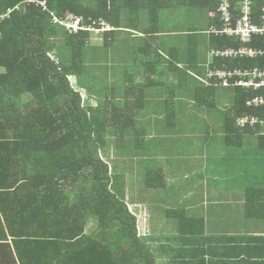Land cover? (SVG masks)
I'll return each mask as SVG.
<instances>
[{
  "label": "trees",
  "instance_id": "16d2710c",
  "mask_svg": "<svg viewBox=\"0 0 264 264\" xmlns=\"http://www.w3.org/2000/svg\"><path fill=\"white\" fill-rule=\"evenodd\" d=\"M39 2L41 0H0V13L11 10L9 17L0 23V150L13 149L5 160L0 155V198L13 189H23L19 197L22 210L15 217H8L4 205L1 208L5 216L0 217V232L3 231L0 244L15 246L21 264H264V233L204 235V219L189 214L186 201H181V192L174 187L178 196L172 207L165 208L166 216L160 212L148 216L144 198L137 196L140 186L135 188L132 182H124L116 174L113 162L99 156L105 149L102 144L115 146L113 140L105 141L95 128L104 129L103 132L109 128L110 132L112 126L116 132L126 127L134 133L140 126L136 119L147 114L154 118L156 127L168 130L173 125L174 105L166 98L167 88L169 98L175 99L177 88L188 91V97L182 100L193 99L198 105L201 104L199 99L214 87L203 84L199 94L198 87H191L186 77L191 73L178 66V53L165 49L169 65H160L159 49L146 50L142 43L137 46L136 39L130 42L125 34L120 36V31L141 28V33L157 34L160 31L152 26L157 25L162 9L186 4L210 11L216 10L218 0H44V9ZM263 3L264 0H254L255 21H261ZM70 15L81 18L76 31L59 22ZM141 15L146 20L143 21ZM54 17L58 22H54ZM103 26L106 28L102 29ZM89 28L102 33L104 46L112 43L110 49L113 48L115 54L109 55L111 59L116 58L115 62L109 60L100 67L94 76L96 82L90 87L94 100L83 97L84 89L77 90L69 83L70 75H86L91 71V58L101 60L99 51L89 54L95 47L89 44L92 38ZM51 38L60 40L57 42L64 51L57 50L56 59L49 56L57 47ZM120 45L138 54L139 69L136 73L123 72L125 77L117 74V79H121L118 83L112 69L125 61ZM251 45L264 49V36H254ZM210 46L222 48L238 46V43L225 35L210 34ZM188 61L192 64L189 58ZM222 63L215 59L209 66L221 67ZM228 66H264V57L246 61L234 59ZM195 67L198 68L197 63ZM179 71L184 72L183 76L179 77ZM164 72L175 79L171 83L164 82L161 78ZM111 76L114 81L110 84L118 95L115 100L107 92L101 93L110 85L107 81ZM233 89L234 102L232 110L225 114L224 125L226 133L238 134L237 140L231 142L236 144L242 135L252 130H242L235 124L239 115L264 118V106L245 105L248 97L264 93V89ZM95 90L100 92L97 99ZM27 95L32 99H26ZM90 95L87 96L91 98ZM99 97L105 98V103L112 101V117L109 112L103 114ZM83 102L95 106L101 116L92 115L88 110L92 107H85ZM110 118L113 122L109 123ZM194 127V122H187L178 129L193 130ZM192 135L193 131L182 139L184 143L173 145L172 151L181 154L190 146ZM137 138L140 140L138 158L130 173L149 194L165 195L168 183L165 173L156 159L147 156V149L140 137ZM88 143L94 149H89ZM257 145L264 148V134H259ZM12 156L16 160H11ZM253 192L258 191L247 190L244 219L246 224L259 222L263 229L264 190L258 192L260 201L251 196ZM67 196L75 200L67 201ZM126 197L132 206H139L143 221L160 219L167 227H173L174 223L186 232L171 237L165 234L163 238L159 237L162 233L151 236L142 230L139 234V217L129 207ZM49 199L53 201L48 202ZM89 220L96 223V228L86 233ZM4 225L12 234L10 242ZM34 250L36 256L32 255Z\"/></svg>",
  "mask_w": 264,
  "mask_h": 264
},
{
  "label": "crops",
  "instance_id": "0c3cea01",
  "mask_svg": "<svg viewBox=\"0 0 264 264\" xmlns=\"http://www.w3.org/2000/svg\"><path fill=\"white\" fill-rule=\"evenodd\" d=\"M152 27L157 28V25ZM158 30L161 29L159 28ZM187 32L189 33L193 31L190 30ZM189 35L191 36L192 34L189 33ZM168 36H170V33H164L161 31L157 34L141 32L140 35H136L134 33L125 34L128 41L131 42L136 39L135 42L138 43L137 46L142 43L146 50H154L155 48L159 49L161 53L160 65L166 63L167 61L168 52H166L165 49L173 51V53H178V51L183 49H189L188 55L186 56L184 53L183 58L185 57L187 60L189 58L191 62L192 58L194 61L197 60L195 41H193L191 45L187 46V40L186 42L183 39L172 40L169 39ZM208 39L210 43V36H208ZM210 62L211 58L208 53L207 57L203 58L201 61L198 59V61L192 62V65L196 66L197 63L199 67L201 65L205 66ZM135 79L136 81H139V79ZM190 86L192 87L194 85L191 83ZM197 87L200 92L199 94H201L202 84L197 85ZM214 88L216 87H213V89ZM222 88L233 89L234 87ZM241 88L245 91L251 90L243 87ZM213 89L208 92L207 96L205 94L204 97L199 99L201 104L198 105H196V102L193 99L185 101L179 99L176 94L175 100H177V105H174L173 111V120L175 119L176 121L175 124L167 128L168 130L156 127L153 123L155 121L150 115L146 114L143 117L136 119L139 121L140 125V128L136 131H139L140 133L138 136L140 137L144 147L147 149V156H149L150 159H156L159 162V165L165 173V178L168 182L165 187V189H168V192L164 190L165 195L163 194L161 205L156 208H149L148 205L146 206L148 216H155V214H159L156 212H160L161 215L164 214L166 216L165 208L172 207L175 202V198L178 196L177 192L173 190L174 187L178 188L181 192V201H186L184 204L186 205L189 214L196 215L204 219V235L248 236L260 233L263 234L264 225L262 229L259 222L246 224L244 219L246 212L245 201L247 198V190L256 189L258 192H260L261 189L264 190V173L260 172L256 174V171L261 170V168H257V164L260 162L262 164L264 162V158L262 159V149H260L257 145V147L247 150L244 149V147L239 148L238 146H235V144L231 143L235 142L234 138H238L237 133L229 134L225 131L224 117L225 114L232 110L231 105L226 109L225 107H222L221 111L224 112L223 114L220 113V109H218V115L214 114L212 116H208V118H203L198 114L201 105H216V102H213ZM229 116L232 115L229 114ZM191 119L198 120L194 123L196 127H194L193 130H187V128L178 129L179 126L185 125L187 122L191 123ZM202 119L203 122L201 123L199 120ZM203 123H205V125H203ZM199 124H201L200 127H198ZM241 129H252L249 133L244 134V136L242 135L243 138H259V134H264V128L260 125H256L254 127L247 126ZM192 131L193 135L191 136L192 142L190 146L187 149L185 148L181 154H177L174 150L172 151V146L178 143H184L182 139L186 138ZM202 136L207 139H203ZM237 148L241 149L242 156H236V153L233 152ZM255 148H258V155H256ZM12 150L13 149L11 147L0 150L1 159H7L8 155L12 153ZM22 154L23 153H21V155ZM250 155H253L256 160L253 159L251 161L248 159L251 158ZM144 158L145 157H142V159ZM11 160H16V157L12 156ZM112 164L118 170V167L114 163ZM129 181H132V183L135 184L134 186H138L139 180L132 174L131 177H129ZM14 190L17 191V194L14 193ZM22 191V188H18L13 189L11 193L1 195L0 217L2 219L5 216L1 210L3 205L7 209L6 212L9 218L15 217L18 211L22 210V207L19 204L22 202L19 199ZM258 192H253L251 196H254L258 201H260L261 195ZM52 201V199L48 200V202ZM70 201L73 202L74 200ZM126 201L129 205H131L129 207L133 208L132 202L130 200ZM143 205H145L144 202ZM143 222L158 223L157 219ZM172 225L173 227H168L167 230H162L159 234L173 233L175 235H184V228L176 227V224L174 223H172ZM4 230L8 241L10 242V235L12 234L6 230L5 225ZM2 232L3 231L1 230L0 233ZM223 246H225V244L221 247ZM32 255H37L35 250ZM0 264H21V258L15 246L12 244H0Z\"/></svg>",
  "mask_w": 264,
  "mask_h": 264
},
{
  "label": "rangeland",
  "instance_id": "374dc122",
  "mask_svg": "<svg viewBox=\"0 0 264 264\" xmlns=\"http://www.w3.org/2000/svg\"><path fill=\"white\" fill-rule=\"evenodd\" d=\"M42 1L44 0H41V2H39V5H41L44 9L45 6H44V2ZM70 17L74 18L75 15H70ZM141 17L143 21L146 20V18L143 17L142 15ZM209 20H210V17L208 16V11L205 8H202L200 6L186 5V4L175 5L172 7H166L160 11L158 23H157V29L160 28L161 30L159 31L164 32V33H170V36H168L169 39H172V40L183 39L185 42L187 40L186 45L187 44L191 45L192 42L195 41L196 43L195 50L197 52L196 61H198V59L199 61H201L203 58L208 56L209 50L211 48L209 39H208V36H210V34L207 31L209 30V27L211 24ZM103 27H104L103 29L106 28V26H103ZM190 30L194 32V34H192L191 36L187 32ZM90 31H91L92 38L89 39V44L91 43L95 44V47H93V49L89 51V54L93 50L99 51L98 54H100L101 60L97 58H91L92 59L90 60L91 71L88 72L86 75L85 74H81L79 76L70 75L69 83L71 84V87H74L77 90L84 89V91H82V94L84 93L83 97H86V99L94 100L93 95L92 96L90 95V94H93V90L90 89L91 83L96 82V79L94 76L99 71L100 67H103L109 60L115 62L116 58L111 59V56L109 55V54H115V50L113 48L110 49V47L112 46V43L110 46H106V45L104 46L103 37L101 35L102 33L96 32V30H94L93 28H90ZM141 31H142L141 28L126 29V30L120 31L121 32L120 36L126 33H134L136 35H140ZM108 39H110V37H108ZM50 40H54V39L51 38ZM57 41H60V40L56 39V41L54 42L57 44V47H54L52 51L49 52V56H51V58H54V59H56L57 50L63 51V48L59 47V44ZM123 44L127 45V44H132V43H123ZM120 48H122L121 45H120ZM122 50H123L122 52H124L125 54L124 56H126L125 61H122V65H120L118 68L112 69V72L114 76L116 77V79H117V74L119 73L122 75H123V72L124 74L126 72H128L129 74L131 72L136 73L137 70L139 69L138 65L136 64V61L138 60V54L134 52L133 50H126V48H122ZM184 53L187 56L189 53V49L188 50L183 49V50L178 51V56H179L178 66L181 69L188 70V72L191 73L189 74V76H186V77H189V81L190 83L194 85V87L195 85L196 86L201 85V84L203 85V83L200 80H198L196 76L204 77L206 74L208 64H206L205 66L201 65L198 68H196L194 65L190 64V62L185 57L183 58ZM168 58L169 57L167 56V59ZM196 61H194L192 58V62H196ZM166 63L169 65V62H166ZM171 67L174 68V66H171ZM183 73H184L183 71H179V74H180L179 77L183 76ZM114 76L113 77L111 76L110 79H108L107 83L109 84L112 83L114 81ZM123 76L125 77V75ZM161 78L164 82L171 83L173 79H175V76H173L172 74L168 72H164ZM78 79H81V81H78ZM117 81L119 83L121 79L119 80L117 79ZM102 92H104L103 95H105L107 92V94H109L113 98L112 100H115V98L118 97L116 93V89H113L111 84L109 86L104 87L101 93ZM118 92L121 94L120 90H118ZM165 92L167 93L166 98L169 100L171 99L170 104L177 105V100L172 99V97L169 98L168 88L165 90ZM99 93H100L99 91L95 90L94 97L96 99H97V94ZM175 93L177 94L179 99H185L188 97V91H182L176 88ZM87 95H90L91 98H89ZM212 95H213V102L215 101L216 105H212V106H208L204 104L201 105L200 111L198 112V114L203 118H208V116H212L214 114L218 115L219 113L218 109H220L221 111L222 107H225L226 109L230 107V105L231 106L233 105L234 89L216 87L213 89ZM25 98L29 100L32 99L30 95H27V97L25 96ZM98 100L102 101V107H104L103 114L105 113L107 115V113L109 112L110 117H112L113 111L110 110L112 107L110 103L112 101H108L107 103H105L104 102L105 98L103 99L101 97H99ZM83 104L85 105V107H92L90 103L83 102ZM92 109H94L95 112ZM88 110L90 111L92 115L96 114V116H99V117L101 116L95 106H93L91 109H88ZM220 113L223 114L224 112L221 111ZM152 119L154 120V118ZM175 121H176L175 119L171 121V124H174ZM190 121L195 123L198 120L191 119ZM199 121L202 123L203 119ZM110 122H113L112 118H110L109 123ZM109 123H107V125H109ZM120 124H123V123H120ZM235 124L237 125V122H235ZM95 125H97V123ZM200 126L201 124H199L198 127ZM110 128H111L110 132H109V128H107L106 132H103L104 129L95 128V132H97L100 136L102 134L105 141L113 140V145L115 146V147H111L107 143L102 144V146H105V149L99 152V156L108 157L109 160L112 161L118 167L116 174H118L124 182L125 181L128 182L129 177H131L130 168L134 165L135 160L138 158V155H137L138 154L137 152L139 150L138 142L140 140H138L137 136L140 135V133L139 131H136L133 133L131 130H128L126 127L120 129L119 131L115 130L116 132H113L112 126H110ZM139 128L140 126L137 129ZM132 134H133V137H132ZM96 138L97 137H94V139ZM234 140L236 141L237 138H234ZM257 142H258V137H244V138L242 137L238 139V143H236L235 146H238L239 148L244 147V149L251 150L252 148L257 147ZM116 145H118V147ZM88 147L89 149H94V146L89 145V143H88ZM239 148L233 151L234 153H236V156H242V151ZM259 148L262 149V159H263L264 158V148L263 147H259ZM104 150L106 151V153H104ZM255 152H256V155H258V148L257 149L255 148ZM250 157L251 158H248V159H250L251 161L253 159L256 160L253 155H250ZM257 168H261V170L256 171V174L260 172L264 173V162L262 164L261 162L258 163ZM138 185L140 186V194H138L137 196L144 198V202H146L145 203L146 206L148 205L149 208H156L157 206L161 205L162 198H163L162 194H158V193L149 194L147 190L142 185H140V182L138 183ZM139 186H134V187L139 188ZM165 190L168 192V189H165ZM70 200H75V198L71 197V199H69V197L67 196V201H70ZM126 200H129V198L127 199L126 197ZM132 211L133 213H135V216L139 217V220H140V223L137 224V232L139 234H141L143 230L144 233L154 236V235H158L160 231L168 229L167 224L160 219H157L158 223H150V222L143 223V218L141 219V215L139 214L140 208L138 205L133 204ZM153 220L154 219L152 218H148V220L146 221H153ZM95 228H96V223L94 221L89 220L86 224L85 232L91 233L93 230H95ZM165 234L170 237L175 235L173 233H164L163 235H159V237L161 238L166 237Z\"/></svg>",
  "mask_w": 264,
  "mask_h": 264
},
{
  "label": "built area",
  "instance_id": "2783aa9c",
  "mask_svg": "<svg viewBox=\"0 0 264 264\" xmlns=\"http://www.w3.org/2000/svg\"><path fill=\"white\" fill-rule=\"evenodd\" d=\"M253 4L254 0H218L216 10L208 11V15L211 19L213 18L208 33L232 38L238 43V46L212 47L209 50L211 61L219 59L223 63L221 67L214 68H211L209 66L210 63H208L205 76H196L203 84L214 87L241 86L253 91L264 89V66L234 68L228 66V62L234 59L246 61L264 57V49L251 45L254 36H264V3L261 21H255ZM10 11L7 10L0 13V23L9 17ZM54 20V22H58L56 17H54ZM80 21L81 18L75 16L59 22L66 28L71 29L72 27L71 30L76 31L80 28ZM246 106L252 108L264 106V93L254 94L248 98ZM236 122L237 126L241 128L254 127L256 125L264 128V118L254 115L245 114L238 116Z\"/></svg>",
  "mask_w": 264,
  "mask_h": 264
}]
</instances>
